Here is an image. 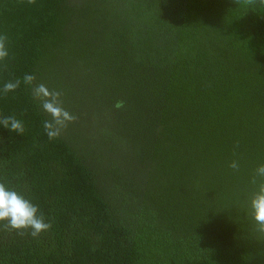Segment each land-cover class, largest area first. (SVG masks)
I'll return each instance as SVG.
<instances>
[{
  "label": "trees",
  "instance_id": "trees-1",
  "mask_svg": "<svg viewBox=\"0 0 264 264\" xmlns=\"http://www.w3.org/2000/svg\"><path fill=\"white\" fill-rule=\"evenodd\" d=\"M0 35V89L21 80L0 115L25 127L0 125V181L52 224L37 238L0 224V264H264L248 215L264 164V7L0 0ZM25 74L78 117L54 140Z\"/></svg>",
  "mask_w": 264,
  "mask_h": 264
},
{
  "label": "clouds",
  "instance_id": "clouds-1",
  "mask_svg": "<svg viewBox=\"0 0 264 264\" xmlns=\"http://www.w3.org/2000/svg\"><path fill=\"white\" fill-rule=\"evenodd\" d=\"M28 2L35 3V0H28ZM235 2L248 6L258 4L260 7H264V0H235ZM7 40L6 35H0V62L5 61L9 56ZM35 81L34 75L25 74L22 82L25 86H31L33 99L39 101L41 109L50 117L43 121V129L51 141L58 138L62 130L67 128L68 124L75 122L78 117L63 107L62 91L50 90L45 84H37L34 83ZM20 86L19 78L14 81H6L0 92L7 96L8 93L15 92ZM123 106V101H118L114 105L117 109ZM0 125L19 135H23L25 131L23 122L15 115H0ZM229 167L238 170L239 165L233 161ZM251 183L256 185V189L248 198V215L255 224V231L264 236V164L255 169ZM0 224H3L4 231H15L19 235H24L28 231L33 238L39 237L52 227L50 222H46L44 214L40 212L37 205L2 181H0Z\"/></svg>",
  "mask_w": 264,
  "mask_h": 264
}]
</instances>
